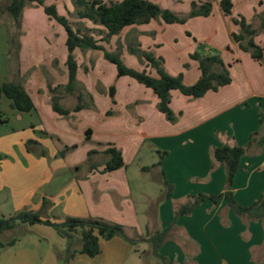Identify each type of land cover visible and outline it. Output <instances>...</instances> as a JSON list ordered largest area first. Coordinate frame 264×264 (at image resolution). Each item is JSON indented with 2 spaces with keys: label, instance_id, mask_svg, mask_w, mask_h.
<instances>
[{
  "label": "crops",
  "instance_id": "1",
  "mask_svg": "<svg viewBox=\"0 0 264 264\" xmlns=\"http://www.w3.org/2000/svg\"><path fill=\"white\" fill-rule=\"evenodd\" d=\"M216 1L218 3V0ZM44 3L54 2L45 0ZM55 6L58 11V6ZM219 13L226 18L220 8ZM21 19L23 33L19 39L20 49L18 59L11 65V70L9 68L8 73L12 77L9 80L20 81L30 95L35 109L29 113L33 114L37 123L33 131L37 130L40 137L28 135L18 142V155L30 165H8L9 162L0 160V194L11 195L17 211H38L41 209L42 199L46 198L48 202L47 207L43 209V217L55 221H62L66 216L99 217L123 225L129 237L136 236L133 245L119 236L100 240V252L97 255L90 257L76 253L69 259L68 264H136L135 259H140L137 252L138 243H146L144 239L147 236L144 238L142 235L168 225L173 219L174 210L185 202L187 195L199 192L216 194L223 190L224 167L219 164L212 166L210 149L224 143L245 146L250 134L261 129L258 112L264 113V92L261 91V82H254V79L257 74L264 75V66L252 58L251 60L248 53L241 51L238 45L233 43L226 56L220 52L222 60L231 69L229 84L220 86L216 91L209 90L198 98L171 90L170 108L177 115L178 123L175 127L176 123L170 125L168 121L164 123L163 119H160L162 113L157 109L158 99L149 88L129 76L117 77L116 70V81L122 77L129 78L123 81L125 86L115 81L105 88L101 85L100 75L94 72L96 64H103V61L99 60L100 56L106 60L103 52L76 48L73 51L77 63L76 81H80L86 91L83 101L86 99L87 104H91L87 107L93 108L88 111L89 115L96 114L99 122H102L99 123L97 131L101 135L98 140H94L95 145L92 143L79 149L76 143L82 138L86 139V130H90L87 141L95 139V130L88 124L83 134L78 133L77 136L71 134L70 127L67 132L62 131L55 122L59 118H68L69 121L72 118L78 119L83 110L72 111L67 116L58 114L52 109V94L49 91V87L59 85L60 91L55 94L59 103L67 108L74 106L75 102L67 106L61 102V98L74 95L76 100L79 91L82 92L77 88L73 91L63 88L68 79L65 65V31L60 24L48 18L39 5L25 6ZM153 20L155 19L150 21ZM150 21L127 26L121 32L126 28L137 27L143 35L138 40L148 37L151 29L145 26L151 25ZM39 22L44 26H39ZM85 22L91 24L89 21ZM157 22L162 24V27L171 25L158 19ZM260 34L256 37L259 40L255 38V41H264V30ZM5 35L8 38V33ZM150 42L149 38L144 45L141 39L140 48L149 50L152 48ZM155 44L153 47L156 48L160 45ZM82 49L83 52L80 53ZM155 56L161 57L158 54ZM162 59L166 72L170 75L182 74L185 84L194 83L200 75L198 62L194 59L192 60L196 62V66L192 67L189 74L170 70L165 59ZM247 60L254 69L250 70L252 67H249L248 71L245 68ZM135 69H146L156 76L155 70L143 61ZM234 75L244 79V83H240L243 91L236 87ZM112 85L113 102L108 93ZM105 95L109 96V102L103 101L102 97ZM0 100H3L2 96ZM7 100L9 104L4 101L5 106L16 111L10 107L9 99ZM148 102L150 103L147 105ZM123 105L126 112L124 114ZM19 114L22 116L21 114L26 113ZM152 116L164 125L156 128H152L151 124L147 125L152 123ZM135 121L139 122V126L134 124ZM147 126L151 129L147 134L146 130H139L148 129ZM137 131L141 132L140 137L145 136L149 141L147 146L150 152L157 155V160L150 165H134L144 145V142L139 140ZM1 133L4 136L10 134L7 129ZM56 135L62 137L63 141L59 140L54 142L55 144L51 142L55 146L53 152L49 153L43 142L47 136L57 138ZM28 141H34L36 145L32 146V149L29 145L28 149ZM108 144L120 150L124 165L104 172L106 155L102 151ZM62 145L75 147L60 155L57 148ZM90 150H95L96 153L92 154L88 161ZM158 150L166 151L160 165L148 168L158 161ZM130 166H135L137 173L148 171L159 185V193L163 191L164 177L173 186L171 196L163 199L159 197L158 204L155 205L153 198L145 196L143 191L136 194L130 183ZM232 191L237 202L242 205L251 204L264 192V129H261L257 141L249 146L241 157L232 181ZM136 195H143L145 198L137 200ZM6 197L5 201L8 200ZM150 219H153V225ZM175 225L174 231L179 238L165 241L160 249L173 264H264V222L252 220L245 223L231 209L225 207L223 199L217 204H212L209 200L203 201L190 214L178 216ZM50 227L44 224H18L14 228L19 232L18 242L5 245L2 249L15 248V264H60L58 255L63 254L67 241ZM21 239L26 244H19ZM11 240L9 237L0 238L4 243ZM79 243V237H75L73 245L77 247Z\"/></svg>",
  "mask_w": 264,
  "mask_h": 264
},
{
  "label": "trees",
  "instance_id": "2",
  "mask_svg": "<svg viewBox=\"0 0 264 264\" xmlns=\"http://www.w3.org/2000/svg\"><path fill=\"white\" fill-rule=\"evenodd\" d=\"M75 6L76 16L85 21H89L92 25L99 26L100 29L73 26L65 15L59 14L54 3L45 4L44 0H9L5 5V10L20 26L22 10L28 3L42 6L44 13L48 18L53 19L60 24L66 34L65 46L67 49V57L65 65L67 67V83L63 85L66 91H73L76 88V69L77 63L73 54L76 48H87L101 50L104 58L112 63L116 70V76H129L139 84L149 88L156 95L157 109L164 114L167 120L174 121L175 116L170 108V92L178 90L184 96L198 98L203 96L207 91H216L220 86L229 84L231 76L228 68L218 54H213L211 50L205 53L194 51L190 53V58L198 62L200 75L192 84H185L182 80V74L170 75L163 67V59L156 57L151 51L140 48L137 42H131L130 50L137 54L139 59L146 63L147 66L153 68L156 76L151 75L146 69H135L127 66L120 58L119 46L116 51L105 48L103 43H108L111 36L119 34L121 30L127 26L135 24L148 23L150 20H161L167 24L179 23L183 24L188 18L194 16H208L212 11V3L208 0H197L191 2V9L186 15H180L168 8H163L157 3L150 0H72ZM220 10L224 15L231 13L233 3L231 0H218ZM233 22L238 24V32H231V40L238 45L243 51L249 52L250 56L264 64V49L254 41V36L258 31L264 30V17L259 19L258 28H253L242 15L233 18ZM98 32V37L94 36V32ZM8 54L18 59L20 49L19 39L16 40L11 34L8 35ZM59 85L49 87L51 96L52 109L62 116H67L70 112H75L83 107V93L79 91L77 94V102L74 106L67 108L62 106L56 96ZM112 100L114 95V86H110L108 90ZM0 96H5L10 101V107L19 113H29L34 111V103L20 81L5 80L0 82ZM91 106V104H86ZM258 119L261 129H264V113L258 112ZM261 129L250 134L248 143L245 146L237 144L224 143L220 146H213L210 149L212 166L215 164L222 165L225 172L224 188L216 194L195 193L187 195L185 202L179 204L174 210L172 221L161 228H155L144 239L150 245L151 254L157 258L160 264H173L167 256L160 251L165 241L172 239L177 240L179 236L175 233L176 218L180 215L190 214L203 201L209 200L212 204H217L219 200L225 201V207L231 209L245 223L252 220H261L264 222V192L251 204L242 205L234 197L232 191V181L236 174L240 159L247 151V148L257 141L260 136ZM86 139L90 134V130H86ZM32 141L27 142L29 144ZM75 145L64 147L63 151L74 148ZM42 153H44L42 151ZM96 153L95 150L88 151V161L90 156ZM106 155L103 171H112L124 165L120 150L111 144H108L102 151ZM158 161L148 168L159 166L160 161L166 154V151H157ZM91 165V164H90ZM162 176L163 171L161 170ZM163 191L160 198H168L171 196L173 186L169 184L163 177ZM47 199H42L41 209L38 211L31 209H23L16 212L12 216H0V234L14 229L18 224L33 225L41 223L51 226L56 233L65 238L67 241L66 248L62 255H58L60 264H68L70 258L76 253L85 254L87 256H95L100 252V240H109L112 237L119 236L129 242L135 244L136 239L129 237L124 230L123 225L115 222L107 221L99 217H71L66 216L62 221L51 220L43 217L41 210L47 207ZM75 237H79V246L73 245ZM15 241H0V246L10 245Z\"/></svg>",
  "mask_w": 264,
  "mask_h": 264
},
{
  "label": "rangeland",
  "instance_id": "3",
  "mask_svg": "<svg viewBox=\"0 0 264 264\" xmlns=\"http://www.w3.org/2000/svg\"><path fill=\"white\" fill-rule=\"evenodd\" d=\"M8 1L9 0H0V29H3L0 30L1 31L0 32V82L12 78L11 76H9L8 72H9V68L11 70V65H13L14 63V58H12V56H9L8 54V48H9L8 38L7 35H5V33H8V35L11 34V36L14 37L16 40L20 39V36L23 33L21 22H20V26H18L5 10V5L8 3ZM46 1L54 2L59 8L58 9L59 14L65 15L68 18V20L73 24V26H79L81 28L88 27V28L100 29L99 27H96L94 25L87 24L85 20H81L76 16L75 6L72 0H46ZM104 1H109V0H104ZM112 1H116V0H112ZM150 1L157 3L159 6L163 8H169L170 10H172L177 14L186 15L191 9V2L197 0H150ZM208 1L212 3V11L208 17H194L188 19L187 22L184 24H171V25H164L163 27L161 26L162 24H159L157 22V20H153L150 21L151 25L145 26L146 28L151 29V32L149 33L148 37L151 39L152 43L151 42L150 43L152 48H150L148 51H151L154 55L157 54L161 55V57L165 59L167 66L170 68V70L182 71L183 73L186 74L191 73L192 72L191 69L192 67L196 66V62L189 57V54L194 51L205 53L206 50H211L213 54H218L220 58H221L220 52L224 56H226L227 51H229V47H231V45H233L234 43L231 40L230 33L238 32L239 29L238 24L233 22V18H237L238 15H242L253 28H258L259 19L261 17H264V0H231L233 3L232 12L229 15H226V18L224 17L225 19L219 13V7L217 1L216 0H208ZM31 5L34 4L28 3L25 6L28 7ZM41 13L43 12L41 11ZM39 26H44V24L39 22ZM260 33L262 34V30L258 31V33L254 36V39ZM94 36L98 37L97 31L94 32ZM140 36L143 35L141 34V31L137 29V27L126 28L119 34L111 36L108 43H103V44L108 50L111 51H116L117 47L119 46L121 60L127 66L136 68L137 65L141 62V60L139 59L137 54L133 53L130 50V48L132 47L131 42L140 43L142 39L144 44L149 40V38L146 36L138 40ZM255 42L258 43V45L260 44V46L264 45V41L262 42L255 41ZM155 43L160 44L158 48H156L155 46L153 47ZM262 47L264 49V46ZM81 52H83V49L82 51H80V53ZM244 52L248 53V55L250 56L249 52L246 51ZM249 58L251 59L252 57L250 56ZM99 60L103 61V64L101 65L100 62L99 64H96L94 72L100 75L99 78L101 81V85L107 88L108 85L116 81L115 68L111 63L104 60L102 56H100ZM92 61H94V57H92ZM257 62L260 65L264 66V64L260 63L259 61ZM81 63L79 64L82 67ZM224 64L228 68L229 73L231 75V69L230 67H228L229 65L226 63ZM249 67H252L250 68V70L254 69L252 64L247 60L245 62V68H247L248 71H249ZM25 75L28 76V74ZM261 76L257 74L256 79H254V82L256 80L260 81L261 84L263 85V89L261 91L264 92V75ZM13 78L16 77L13 76ZM127 79L129 78L122 77L117 79L116 82L117 84L122 83L125 86V82L123 81L124 80L126 81ZM233 80H235L236 87H238L239 90L243 91V87L241 86L240 83H244V79L240 78L239 75L236 76L234 75ZM76 88L77 90H82L83 95L86 93L80 81L76 82ZM59 91H60V87H58L56 93L58 94ZM2 99L3 100H0V111H3L2 114L0 112V158H1L0 160L1 162L4 161L9 162L7 163L8 165H30V163H26L22 159V157L18 155V146H19L18 142L21 141L22 138L28 135L34 137L35 136L40 137L37 135L38 134L37 130H35V132L33 131V127L35 128L37 125L35 117L31 113L21 114L22 116H19L20 114L18 112L12 111L11 109L7 108V106H5L4 101L8 102L7 98L2 96ZM102 99L104 102H106V100L109 102V96L105 95L104 97H102ZM61 102L64 105L71 106L74 102H75L74 104H76L77 99L75 100L74 95L66 98L62 97ZM81 103L83 104V107L80 110L83 111L80 113V117L78 119L72 118V120H70L72 122L71 123L68 120V118H59L58 121L55 122L56 124H58V127H60L61 130L64 132H67L71 128L70 131L73 136H77L78 133L83 134L84 130L88 127V124L93 127V129L95 130V135H94L95 139L92 138L90 141L89 140L87 141L85 138H82L80 142L76 143L78 144L77 146L79 149L82 146H86L88 144L93 143L95 145L94 140L95 141L98 140L97 139L99 138L98 136L101 135L100 132H97L99 131V123H102L99 122V119L96 116V114H92L94 116L89 115L88 111L92 110L93 108L87 107L86 99L85 101L82 100ZM149 103L150 102H148L147 105ZM124 110L125 107L123 105L122 107L123 114L126 113ZM174 116L176 117L175 118L176 120L174 121L167 120L164 114H160L161 117L160 119H163L164 123L168 121L170 125H173L174 123L177 122V115L174 114ZM6 119L7 122H5ZM150 120L152 121V123L149 122L147 123V125L148 124L153 125L152 128L161 127L164 125L160 123L161 122L160 120H158L153 116ZM134 124L139 126V122L137 123V121H135ZM177 124L178 123H176L174 126L177 127ZM5 129H7L8 133L10 134L5 136L2 135L1 132H3ZM13 130H15V133H13ZM139 130L140 131L146 130L145 133L147 134L148 131L151 129L148 128V129H139ZM140 131H137V136L139 135V137L141 136ZM64 138H66V135L64 136ZM59 140L63 141L62 137L57 136L56 138V137L47 136V139L45 140V142H43L44 144L43 143L42 144L45 145L47 151L51 153L53 152V147L55 146L52 145L51 142L55 144L59 142ZM139 140L144 142V145L142 151L139 154L140 156L137 162L134 163V165L135 164L150 165L151 163L157 160V155L155 154V152H150V150L148 149L147 144L149 141L146 140L145 136L140 137ZM29 145L32 149V146H35L36 144L33 141V143ZM63 149H64L63 145L61 148H57L59 152L63 151ZM63 153L65 154V151ZM77 153L79 152L77 151ZM134 167L135 166L129 167L130 183L132 185V189L135 191L136 194H140V191H143L145 193V196L146 195L151 196L153 198V202L155 203V205H157L158 199L162 195V192L159 193L158 190L159 185L156 183L155 180L152 179L151 174L148 171L145 173H139V172L137 173L134 170ZM4 197H6L5 198L6 200L7 199L8 200L5 201ZM144 198L145 197L143 195H136L137 200H143ZM16 212L18 211L16 210V206L13 205V202L11 200V195L5 194L4 196H1L0 194V216L3 215L5 217H8L14 215ZM40 213L41 215H43L44 211L41 210ZM152 221L153 219H150L151 225H153ZM34 225L43 226V224L40 223ZM18 233H19L18 230L12 229L1 233L0 238L3 239L5 237H9L15 239L17 243L19 240ZM147 234H144L142 236L145 238ZM134 238H136L135 235ZM19 244L24 245L26 244V242L24 240L22 241L21 239ZM15 251H16L15 248H6L5 250L2 249V247L0 246V264H15L14 263L16 260L14 258L16 255L14 253ZM137 252L141 260L139 258H136L135 259L136 264H160L159 260L151 254L150 245L148 242L138 243Z\"/></svg>",
  "mask_w": 264,
  "mask_h": 264
}]
</instances>
